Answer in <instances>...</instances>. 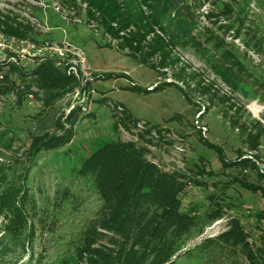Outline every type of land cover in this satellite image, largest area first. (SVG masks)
I'll return each instance as SVG.
<instances>
[{
  "label": "trees",
  "instance_id": "trees-1",
  "mask_svg": "<svg viewBox=\"0 0 264 264\" xmlns=\"http://www.w3.org/2000/svg\"><path fill=\"white\" fill-rule=\"evenodd\" d=\"M62 1L67 6L77 3V0ZM242 1L82 0L88 6L87 23L96 21L102 32V45L116 48L141 65L150 66L158 72V79L164 80L157 81L152 89L137 85L127 89L150 94L176 87L190 105H194L193 96L198 94L208 101L207 110L216 103L227 107L225 118L232 128L241 131L246 150H239L237 158L229 161L224 147L204 137L201 128H198L199 142L217 153L224 170L240 171L230 184L264 197V155L260 152L264 124L258 120L241 124L230 118V113L241 112L232 102L231 96L236 92L241 91L245 96L252 93L264 104V82H253L254 76L230 48V42L239 41L246 31L248 39L243 43L264 59V34L245 30V20L255 11L250 4L238 9ZM206 5L211 10L206 16L208 25H203L201 11ZM2 26L6 35L20 39L31 38L33 31L27 26L14 27L10 18L3 21ZM108 37L112 42L106 40ZM187 50L198 53L205 60L229 94L222 95L219 88L206 83L201 71L182 61L180 55ZM168 75L173 81H165ZM101 78L92 75L82 83L52 63L28 71L12 63L0 62V101L4 104L10 101L21 106L25 100H32L48 110L68 96L88 94L86 105L74 106L67 115L59 116L52 131L32 134L24 141L0 118V150L12 155L10 160L0 162V233L5 235L0 236V260L12 253L8 238L31 241L34 225L27 210V182L31 169L42 152L61 149L73 141L76 125L82 117L94 116L83 114L92 102L89 99L94 92L93 84ZM100 103L111 109L116 131L123 130L135 136L133 131L144 123L148 131L138 134L143 143L159 149L186 143L172 130L136 118L122 103L106 97ZM177 119L181 116L175 115L171 120ZM152 133L162 145L154 143L153 139L147 140V135ZM168 134L173 136L167 138ZM147 155H151L150 151L135 142L109 141L101 144L83 163L80 172L95 175L107 210L103 218L87 230L77 252L78 264H171L180 250L181 237L197 225V208L190 210V214L180 213V194L191 184L205 186L201 178L213 177L214 173L207 171L204 160L195 164L193 176L166 171L149 161ZM248 171L256 175V182L249 179ZM209 199L213 207L205 225L220 221L226 211L215 195ZM254 217L264 226V210ZM260 233L258 237L264 242V227ZM219 237L234 247H242L249 264H261L264 243L258 247L257 241H253L256 248L251 247L248 237L254 236H249L238 219L232 218L229 230Z\"/></svg>",
  "mask_w": 264,
  "mask_h": 264
},
{
  "label": "rangeland",
  "instance_id": "rangeland-1",
  "mask_svg": "<svg viewBox=\"0 0 264 264\" xmlns=\"http://www.w3.org/2000/svg\"><path fill=\"white\" fill-rule=\"evenodd\" d=\"M249 4L254 6L255 12L245 20V30L264 34V0H243L238 9ZM49 17L52 39L58 42L68 40L81 47L85 69L94 77L102 78L94 82V92L89 99L92 102L83 114L92 113L94 116L79 120L75 137L69 145L44 151L36 159V166L31 169L27 182V210L34 225L32 239L23 242L8 238L12 253L0 260V264H78L77 252L84 243L87 230L99 222L107 210L95 175H83L80 172L82 165L105 142H135L131 134L114 129L111 109L100 103L104 97L124 104L136 118L170 129L186 141L185 154H178L172 147H164L150 151L151 155L146 156L149 161L158 163L166 171H180L193 176L195 164L204 160L207 171L214 173L213 177L201 178L205 186L191 184L180 194V213L190 214V210L197 208V225L181 237L178 243L180 250L171 264H249L242 247H234L219 236L229 230V221L236 218L249 236H254L253 241H257L258 247L263 246V239L258 236H261L264 226L258 224L254 214L264 210V197L230 184L240 171L224 170L217 153L202 145L198 135V128H207L208 132L202 130V135L223 146L229 161L237 158L239 150H246L241 131L232 128L229 119L225 118L227 107L216 103L215 107L207 110L208 101L198 94H194V105H190L176 87L150 94L127 89L134 85L152 89L157 81L164 80L158 79V72L150 66L141 65L116 48L102 45L101 39L93 36L86 25L67 27L55 15ZM40 18L45 20L44 16ZM247 39V33L243 31L238 42H230V48L254 76L253 82H264V59L243 43ZM182 55L192 68L201 71L206 83L222 89V83L198 53L187 50ZM165 81H173L171 75ZM231 97L241 112L236 115L230 113V118L241 124L255 120L264 124V104L252 93L245 96L239 91ZM87 100L88 94H74L48 110L32 100H25L21 106L9 101L0 108V118L24 141L32 134L52 131L59 116L67 115L74 106L86 105ZM200 112L203 113L198 118ZM175 115L181 119L171 120ZM260 152L264 155V139ZM11 158L12 155L0 150V162ZM246 174L252 182L257 181L253 172ZM212 195L224 204L225 216L215 225H205L207 214L213 207L209 199ZM1 235L5 237L3 233ZM248 242L254 247L250 237ZM261 264H264V258Z\"/></svg>",
  "mask_w": 264,
  "mask_h": 264
},
{
  "label": "built area",
  "instance_id": "built-area-1",
  "mask_svg": "<svg viewBox=\"0 0 264 264\" xmlns=\"http://www.w3.org/2000/svg\"><path fill=\"white\" fill-rule=\"evenodd\" d=\"M251 7L254 9L253 5ZM87 9V4L82 0H77L74 6L64 5L62 0H0V62L12 63L28 71L36 69L41 64L52 63L57 69L69 76L76 77L82 83L90 80L93 74L85 69V57L81 47L68 40L62 42L53 40L51 37L52 28L49 23V15H55L67 27L86 25L93 36L100 38L102 32L98 29L96 21L87 23ZM210 10L211 7L206 5L201 11L203 25H208L206 16ZM40 16H44L45 20ZM9 18L14 27H30L33 30L30 34L31 38L20 39L6 35L3 32L2 23ZM106 40L112 42L109 37ZM180 56L183 62L189 63L182 54ZM219 90L223 91L225 95L229 94L228 90L223 87ZM31 99L33 98L31 97ZM4 105V102L0 101V108ZM202 113L198 114V118ZM201 129L204 133L208 132L205 127H201ZM147 131L148 128L143 123L133 131L135 136H132L135 143L154 152L159 147L139 141L138 134H145ZM172 136L171 134L166 135L167 138ZM151 139L154 143L160 145L163 143L155 133L147 135V140ZM174 151L178 154H185L186 145L177 144ZM250 241L252 243L253 238H250Z\"/></svg>",
  "mask_w": 264,
  "mask_h": 264
}]
</instances>
